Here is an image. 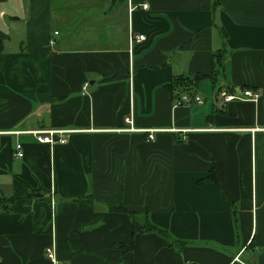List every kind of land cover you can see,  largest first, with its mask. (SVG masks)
I'll return each mask as SVG.
<instances>
[{
  "label": "crops",
  "instance_id": "obj_1",
  "mask_svg": "<svg viewBox=\"0 0 264 264\" xmlns=\"http://www.w3.org/2000/svg\"><path fill=\"white\" fill-rule=\"evenodd\" d=\"M132 3L0 0V198L32 194L0 208V264H264V0Z\"/></svg>",
  "mask_w": 264,
  "mask_h": 264
},
{
  "label": "trees",
  "instance_id": "obj_2",
  "mask_svg": "<svg viewBox=\"0 0 264 264\" xmlns=\"http://www.w3.org/2000/svg\"><path fill=\"white\" fill-rule=\"evenodd\" d=\"M221 0H213V7L214 10H216L220 6ZM225 56L224 54L217 53L214 55V71L216 67H222L224 62ZM215 73V72H214ZM203 79V76L200 74H194L189 76H177L174 77L169 84L165 86V88L170 91L176 98L180 97L181 94H189L190 96H194V93H191V90L195 89L199 82ZM216 172L213 171L210 178L207 180H210L214 183H216L215 179ZM32 194L25 193V194H15L9 198H0V208L1 212L4 214H10L13 211V203L18 200L22 199L24 197H30ZM4 203L5 206L3 205ZM3 208V209H2ZM111 211L117 212V213H123L128 215L131 218V222L133 225V236H136L138 234H148V233H154L164 238H171L170 234L159 227L155 226L150 222L149 216H145L144 223H140L137 220L138 214L128 212L126 209H124L122 206L119 207H111ZM117 249H122L123 251H127V249H131L133 247V244H130L129 246L125 245H116Z\"/></svg>",
  "mask_w": 264,
  "mask_h": 264
},
{
  "label": "built area",
  "instance_id": "obj_3",
  "mask_svg": "<svg viewBox=\"0 0 264 264\" xmlns=\"http://www.w3.org/2000/svg\"><path fill=\"white\" fill-rule=\"evenodd\" d=\"M128 7H129V15L137 9L136 6H133L132 0H128ZM141 9L144 11H147L149 9L148 4H144L141 6ZM58 33H55V35ZM130 43L132 44L134 41L137 43H140L145 40L144 35H137L134 36L132 33L130 34ZM51 44H54V41H51ZM89 85L86 83L83 87V90L86 91L87 87ZM251 100V101H257L259 99V94L256 92H253L252 90H246L241 94V96H238L236 94H228L225 95L224 101L229 103L233 100ZM190 102H194L196 104H202L203 100L201 97H198L196 95L190 96L189 94H183L181 97L176 101V106L177 105H183V104H188ZM125 123L128 125V128L125 129L124 131L126 132H137L141 131L135 128L134 126V120H133V115L130 114L128 118L125 119ZM147 133V138L149 141H154V132L153 131H142ZM60 132L57 131H48V132H30V134L34 135L37 139V141L41 144H48L50 146H53L57 143L64 144L66 143V140L64 138H60L56 140V136H58ZM14 157L17 159H22L24 157V152H23V146L22 144L18 143L15 147L14 151ZM48 258H50L53 263H56V258H55V249L54 247H51L47 249L46 252Z\"/></svg>",
  "mask_w": 264,
  "mask_h": 264
},
{
  "label": "rangeland",
  "instance_id": "obj_4",
  "mask_svg": "<svg viewBox=\"0 0 264 264\" xmlns=\"http://www.w3.org/2000/svg\"><path fill=\"white\" fill-rule=\"evenodd\" d=\"M143 217H144V216H139V215H138V216H137V220L140 221V222H142ZM143 222H144V219H143Z\"/></svg>",
  "mask_w": 264,
  "mask_h": 264
},
{
  "label": "water",
  "instance_id": "obj_5",
  "mask_svg": "<svg viewBox=\"0 0 264 264\" xmlns=\"http://www.w3.org/2000/svg\"><path fill=\"white\" fill-rule=\"evenodd\" d=\"M117 1H118V0H111V2H112L113 4H115ZM36 196H41V195L36 194Z\"/></svg>",
  "mask_w": 264,
  "mask_h": 264
}]
</instances>
